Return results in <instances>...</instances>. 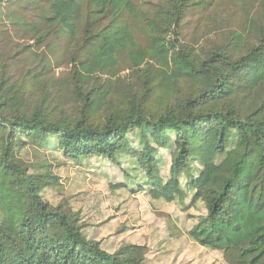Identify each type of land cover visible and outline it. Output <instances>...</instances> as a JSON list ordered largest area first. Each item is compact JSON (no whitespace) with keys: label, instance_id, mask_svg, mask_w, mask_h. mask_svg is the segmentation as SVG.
Wrapping results in <instances>:
<instances>
[{"label":"trees","instance_id":"obj_1","mask_svg":"<svg viewBox=\"0 0 264 264\" xmlns=\"http://www.w3.org/2000/svg\"><path fill=\"white\" fill-rule=\"evenodd\" d=\"M28 1L37 13L25 26L36 44H64L65 92L79 105L55 102V112L48 93L30 91L33 77L11 80L0 63V264H150L144 245L108 252L75 214L49 204L42 191L55 177L18 156L28 142L75 161L106 158L154 198L200 202L191 240L229 264H264V0L261 20L248 16L243 30L198 49L181 40L190 0H163L150 14L134 0ZM122 60L126 83L116 89Z\"/></svg>","mask_w":264,"mask_h":264},{"label":"rangeland","instance_id":"obj_2","mask_svg":"<svg viewBox=\"0 0 264 264\" xmlns=\"http://www.w3.org/2000/svg\"><path fill=\"white\" fill-rule=\"evenodd\" d=\"M134 1L147 14L163 3V0ZM262 1L190 0L193 5L181 21V40L197 49L211 47L227 30H243L248 16L261 20ZM36 13L28 0H0V63L7 66L11 80L33 77L30 91L48 93L44 103L54 107L55 112L59 110L55 102L75 111L79 104H72L75 97L65 92L72 64L66 57L64 44H53L49 50L48 46L36 44L33 33L25 26L35 19ZM132 24L139 41L149 40L143 29L137 32L144 23L139 26L133 21ZM25 44L32 45V50L27 51ZM40 55L50 60L45 69L37 58ZM122 61L111 80L116 89L126 83L128 68ZM161 155L164 162L169 159L168 150H161ZM18 156L31 171L47 170L55 177L53 184L43 189V198L53 207L75 214L85 235L99 241L106 251L114 252L124 244H139L144 245L145 258L150 264H229L222 252L201 246L187 235L205 213L200 202L191 204L188 197L183 202L154 198L148 190L138 189L136 183L140 180H126L121 168L106 158L92 156L75 161L57 148L31 142L21 148ZM122 167L130 176H141L126 157L122 159Z\"/></svg>","mask_w":264,"mask_h":264}]
</instances>
